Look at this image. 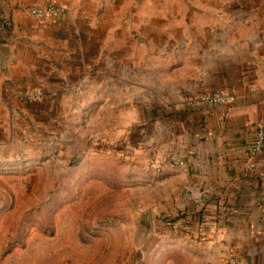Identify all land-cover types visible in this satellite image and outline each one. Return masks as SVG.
I'll use <instances>...</instances> for the list:
<instances>
[{"label": "crops", "instance_id": "1", "mask_svg": "<svg viewBox=\"0 0 264 264\" xmlns=\"http://www.w3.org/2000/svg\"><path fill=\"white\" fill-rule=\"evenodd\" d=\"M50 1L46 25L30 6ZM126 1L0 0V153L107 130L98 150L150 194L151 263L264 264V0Z\"/></svg>", "mask_w": 264, "mask_h": 264}, {"label": "rangeland", "instance_id": "2", "mask_svg": "<svg viewBox=\"0 0 264 264\" xmlns=\"http://www.w3.org/2000/svg\"><path fill=\"white\" fill-rule=\"evenodd\" d=\"M58 133L0 153V264H153L138 237L150 194L129 163L84 129Z\"/></svg>", "mask_w": 264, "mask_h": 264}, {"label": "built area", "instance_id": "3", "mask_svg": "<svg viewBox=\"0 0 264 264\" xmlns=\"http://www.w3.org/2000/svg\"><path fill=\"white\" fill-rule=\"evenodd\" d=\"M31 13L36 16L43 24H49L52 19L58 17L61 14L62 8L53 1L44 5H32L30 6ZM42 92L38 90H31L27 93V97L31 100H36L42 96ZM210 103H230L233 101V94L227 90H215L204 94L202 97ZM264 148V128L258 129L256 139L254 141L253 151L260 152ZM264 180V174H263ZM229 264H239L236 256L233 254L227 260Z\"/></svg>", "mask_w": 264, "mask_h": 264}, {"label": "water", "instance_id": "4", "mask_svg": "<svg viewBox=\"0 0 264 264\" xmlns=\"http://www.w3.org/2000/svg\"><path fill=\"white\" fill-rule=\"evenodd\" d=\"M139 225V242L140 245H143L145 239H147L148 235L152 232L153 229V221L150 209H142L140 211V215L138 218Z\"/></svg>", "mask_w": 264, "mask_h": 264}, {"label": "trees", "instance_id": "5", "mask_svg": "<svg viewBox=\"0 0 264 264\" xmlns=\"http://www.w3.org/2000/svg\"><path fill=\"white\" fill-rule=\"evenodd\" d=\"M263 128H264V127H263ZM253 146H254V143H253ZM253 146H252V154H254V155H258L260 152H262V151H260V152H254V151H253ZM263 149H264V148H263ZM263 149H262V150H263Z\"/></svg>", "mask_w": 264, "mask_h": 264}]
</instances>
